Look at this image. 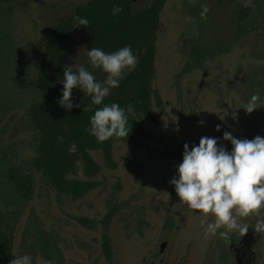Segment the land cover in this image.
<instances>
[{
	"label": "rangeland",
	"instance_id": "374dc122",
	"mask_svg": "<svg viewBox=\"0 0 264 264\" xmlns=\"http://www.w3.org/2000/svg\"><path fill=\"white\" fill-rule=\"evenodd\" d=\"M89 1L37 0L15 6L4 32L10 53L6 62L1 57L3 65L10 63L13 68L24 59L20 64L30 66L35 81L51 29ZM185 2L170 1L159 34L154 88L159 91L163 111L155 107V121L145 126L148 136L114 145V167L107 166L100 151L91 152L102 167V173L96 177L102 185L82 199L60 195L43 173L31 165L33 140L25 112L32 99L30 90H25L27 80L21 77L25 72L20 71L19 81L13 80L16 72L12 69L0 78L1 150L14 164L31 168L35 180L34 197L15 228L14 258L28 254L32 264H46L35 244L36 226L43 230L48 242L63 252L66 264H184L185 260L187 264H201L202 252L224 249L226 241L238 237L239 231L233 230L226 240L220 238L219 233L226 231L223 227L216 230V235H206L209 226L215 224V217H205L181 203L172 181L179 179L178 166L183 161L186 143L191 151L201 137L216 138L218 145L231 151V142L223 139L225 132L237 139L264 138V107L251 114L244 109L253 94L258 93L264 102V15L236 41L233 7L223 1L225 29L204 34L195 31L186 37H194L195 41L200 35L201 47L214 50L210 51L211 60H206L200 70L198 61H188V49L178 41L183 31L171 19ZM175 3L179 4L176 9ZM242 4L250 5L252 0H242ZM202 54L208 51L202 49ZM86 55L87 52L79 51L69 58L67 67L76 71L86 61ZM186 68L188 72L184 71ZM127 73L125 70L122 78ZM92 74L97 82L106 78L98 69ZM70 177L85 179L81 164ZM114 200L122 209L109 227L114 259L108 262L101 248L103 218L107 204ZM233 215L241 226L264 221V214L247 218L235 212ZM82 219L89 220L91 226L82 223ZM165 241L168 246L161 254L160 245ZM259 252L264 258V235Z\"/></svg>",
	"mask_w": 264,
	"mask_h": 264
},
{
	"label": "trees",
	"instance_id": "16d2710c",
	"mask_svg": "<svg viewBox=\"0 0 264 264\" xmlns=\"http://www.w3.org/2000/svg\"><path fill=\"white\" fill-rule=\"evenodd\" d=\"M11 2L0 0V6ZM114 6L122 11L113 15ZM76 17L87 19V28L80 26ZM158 29L156 9L148 8L132 14L128 0H101L77 7L75 13L59 20L50 32L38 76L31 82L38 97L34 96L27 116L36 154L31 165L43 173L60 195L79 199L100 187L101 183L94 178L101 173V166L89 151H102L106 163L113 167L115 143L148 135L143 124L153 119L152 99L159 100L153 87ZM125 46H130L137 57V67L119 82L118 88L110 90L103 104L117 103L124 108L132 130L128 138L98 142L90 134V120L95 110L103 105L92 104L91 97L76 87L72 90L71 109L67 104L61 106L58 101L63 98V72L69 58L77 56L79 51L88 52L95 47L113 53ZM86 57L81 65L94 72L96 69L90 68ZM84 107L91 110L83 111ZM80 161L86 180L70 177L77 173ZM28 168L14 164L4 153L0 157V264L11 261L16 225L33 199L35 181ZM108 204L105 227L121 209L115 202ZM35 231V244L56 264L60 249L47 241L40 227L36 226ZM102 250L106 259L111 261L112 248L107 233L103 235Z\"/></svg>",
	"mask_w": 264,
	"mask_h": 264
},
{
	"label": "clouds",
	"instance_id": "9594fccd",
	"mask_svg": "<svg viewBox=\"0 0 264 264\" xmlns=\"http://www.w3.org/2000/svg\"><path fill=\"white\" fill-rule=\"evenodd\" d=\"M202 8L201 16L206 17L209 11L207 4ZM121 11L122 8L117 6L112 9L113 15ZM75 19L80 26L87 28V19ZM87 56L90 68L101 70L106 78L102 83L97 82L84 65L77 66L76 71L65 67L61 81L63 98L58 103L61 106L67 104L71 109L72 90L80 87L91 97L92 104L103 105L91 117L90 134L98 142L128 138L132 127H129L125 109L117 103L107 105L103 101L111 89L119 87L125 70L131 72L136 69L137 57L130 46L113 53L93 47ZM261 107H264V102L257 93L251 96L244 109L251 114ZM90 110L89 107L83 108V111ZM235 115L233 113L234 118ZM219 130L220 125H217L216 131ZM223 139L231 142V152L226 147H218L216 138L201 137L198 146L193 145L191 151L188 144H184L183 161L178 166L179 179L172 183L181 203L205 217H215V224L209 226L206 235H216V230L223 227L226 231H221L219 237L226 240L233 230L248 233V227L238 224L234 212L241 218L264 214V138L236 139L225 132ZM254 235H264V221L255 224ZM9 264H32V257L28 254L15 256ZM46 264H53V261Z\"/></svg>",
	"mask_w": 264,
	"mask_h": 264
},
{
	"label": "flooded vegetation",
	"instance_id": "af4514ba",
	"mask_svg": "<svg viewBox=\"0 0 264 264\" xmlns=\"http://www.w3.org/2000/svg\"><path fill=\"white\" fill-rule=\"evenodd\" d=\"M29 1H37V0H26L24 3H18L17 1L12 0L11 3H5V4H2L0 6V78L4 74H6L9 70L12 69L16 72V75H14L12 77L13 80L19 81L18 78L20 77V71H24L25 74L23 76L21 75V77L23 79L26 78L28 84H27L25 90H26V92H28L27 90H30L31 99L33 101L35 93H34V89L32 88L31 82H33L34 79L30 75V66L26 63L20 64L24 59L21 60V62H18V64H14L13 68L10 66V63H4V65H3V62H2V58H3L4 62L7 61L8 55L10 53V50L8 47L9 46L8 37H4V32L7 30V26H8L7 23L12 18V15L14 12L13 8L15 6L16 7L23 6V5L25 6V4ZM91 1L99 2L101 0H91ZM128 1H129V10L132 14H135L136 12L142 11L144 9L154 8V9H156L157 14L159 16V29H158L157 37H156V41H155V45H156L155 79H154V82H155V80H156V63H157L156 61H157L158 50H159V48H158L159 34H160L161 30H163V28H162L163 24L162 23H163V19L165 18L164 17V11H165L167 5L170 3L171 0H128ZM186 1L187 2L182 4L181 10L180 11L178 10L176 12V15L171 17V19L174 21L173 24L177 28H180L183 31L178 41H179L180 46H183V44H184V46L188 49V51H187L188 61H190L192 59L194 62L198 61L199 63H197V65H198V69H200V70H202V68H203L202 64L205 63L206 60L207 61L211 60V57L209 56L210 51H214V50H210L209 48L205 49L204 47H201V45L198 41H202L203 37L200 35L199 36L196 35L198 38L195 41L193 40V39H195L194 37H190V38H186V37H187V35L188 36L192 35L193 32H195V31L198 33L204 34V33H210V32H221L223 29H225L227 19H226V13L223 9V1H227L229 6L233 7V9H232L234 12V22H233L234 31H233V34H234V38H236V41H237V39L241 38V36L243 34L248 32L249 30H251L258 23L260 17L264 15V0H252V4H250V5L242 4V0H186ZM175 4L176 5L174 7L176 9V6L178 7L179 4L178 3H175ZM205 4H207L209 11L206 14V17H202L201 16V12L203 10L202 6ZM136 5H137V7H136ZM74 13H75V11H74ZM52 29H51V31H52ZM197 42L199 45H197ZM190 49H192V51H189ZM202 49L204 51L207 50L208 54L203 55ZM229 51H230V49H228L225 52H229ZM213 54H216V53L213 52ZM222 54L223 53H218L217 55L220 56ZM12 56H13V54L11 55V57ZM42 56H43V54H42ZM203 59H204V61H203ZM41 61H42V57H41L40 63H41ZM39 66H40V64H39ZM188 70H189V68H186L184 71L188 72ZM38 72H39V67H38ZM128 73H129V71H128ZM183 73H182V75H183ZM37 76H38V73H37ZM153 87H154V84H153ZM17 88H19L18 85H17ZM154 91L157 92L159 100H157L155 98L152 99L153 100L152 101L153 102V119L150 122L144 123L143 124L144 128L146 125H150L155 121V111H154L155 107H159L163 111L162 99L160 97L159 91L156 90L155 88H154ZM32 101H31V103H32ZM31 103L29 104V106L31 105ZM28 107H26L25 115L27 117L28 132L31 134V138L33 140L32 131L30 130V127H29L30 121H29V117L27 116ZM2 112H3V109L0 106V118H1V114H3ZM6 112L7 111H4V113H6ZM145 130H146V128H145ZM146 136H148V135H146ZM142 137H144V136H142ZM138 138H141V137H138ZM138 138H134L133 140L138 139ZM120 143H129V142H120ZM115 144H117V143H115ZM198 144H199L198 142H194L193 145L198 146ZM0 145H1V139H0ZM114 145H113V147H114ZM218 147H226V146L221 144V145H218ZM229 147L232 148V146H229ZM226 149L228 150L227 147H226ZM95 151H100V150H95ZM228 151L231 152L230 150H228ZM33 152H34V157H35L36 154H35V150H34V140H33ZM91 152H94V151H89L90 154H91ZM100 152L102 153V151H100ZM2 153L3 152H2L1 147H0V157L2 156ZM91 156H92V154H91ZM112 158H113V148H112ZM32 162H33V159L31 161V163ZM79 164H81L82 170H83L82 162L81 161L78 162V167H79ZM107 166L112 167L108 164H107ZM114 166H115V164H114ZM33 168H34V166H33ZM27 171H30L31 174L33 175L31 168H28ZM77 171H78V169H77ZM101 171H102V167H101ZM83 175H84V173H83ZM96 177L94 178V180L98 181L96 179ZM33 178H34V175H33ZM71 178H74V177H71ZM78 179H80V178H78ZM82 180H86V177H85V179H82ZM98 182H100V181H98ZM101 185H102V183H101ZM101 185H100V187H101ZM93 191H91V192H93ZM91 192H89V193H91ZM116 193H117V191L115 192V195H116L115 197H117ZM33 197H34V195H33ZM84 197H82V198H84ZM82 198H79V199H82ZM79 199H74V200H79ZM112 202L116 203V200H114ZM117 204H119V203H117ZM107 205H108L107 210H109V208H110L109 204H107ZM119 205L121 206V209H122V205L121 204H119ZM121 209L117 213V215L121 212ZM107 212H106V214H107ZM106 214H105V216H106ZM117 215H115L111 219V221H109L108 227H105V225H104L105 217L103 218V226L105 228L104 234L107 233L109 235V227ZM254 216L257 217L256 215H254ZM255 217L252 221L255 220ZM83 220H86L87 222H84ZM80 221L86 225L91 226L90 221L87 219H82ZM256 223L257 222H252V223H250V225H246L248 227V233L247 234H241L240 232H238L239 235L236 239L231 238V239H229V241H226L225 242L226 246L224 249H222V248L216 249V250H213L214 252H202L201 255H203V260L201 261L202 262L201 264H264V258L261 257L260 252H259V244L261 242L263 235H260V236L254 235V227H255ZM109 237H110V235H109ZM110 241H111V238H110ZM102 242H103V236H102ZM163 244H165L166 246H165L164 250L162 251V245ZM167 246H168V241H165L160 245V253L161 254H164V251H165ZM101 248H102V244H101ZM111 248H112V246H111ZM13 249H14V241H13ZM13 249H12V254H11V260L14 258ZM102 253H103V250H102ZM41 254L44 256L46 262L51 261L48 257L45 256V254L43 252H41ZM59 255H60V257L57 259L56 264H66L64 262L62 251L60 252ZM103 255H104V253H103ZM189 256H190V254L188 253L187 257H189ZM112 257L113 258L111 261H108L107 259L106 260L108 262L113 261V259H114L113 251H112ZM163 261L164 260H161L162 263H163ZM185 262L186 263H184V264L188 263L187 260H185ZM151 264H154V262H152Z\"/></svg>",
	"mask_w": 264,
	"mask_h": 264
},
{
	"label": "water",
	"instance_id": "95a60500",
	"mask_svg": "<svg viewBox=\"0 0 264 264\" xmlns=\"http://www.w3.org/2000/svg\"><path fill=\"white\" fill-rule=\"evenodd\" d=\"M15 1H17L18 3H24L26 0H15ZM165 246H166L165 244L162 245V251L164 250Z\"/></svg>",
	"mask_w": 264,
	"mask_h": 264
}]
</instances>
